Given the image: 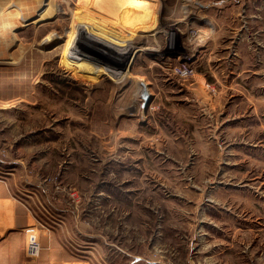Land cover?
Wrapping results in <instances>:
<instances>
[{
    "label": "rangeland",
    "instance_id": "374dc122",
    "mask_svg": "<svg viewBox=\"0 0 264 264\" xmlns=\"http://www.w3.org/2000/svg\"><path fill=\"white\" fill-rule=\"evenodd\" d=\"M79 1L0 0L22 14L0 15V179L27 236L71 264H264V0L108 22Z\"/></svg>",
    "mask_w": 264,
    "mask_h": 264
},
{
    "label": "crops",
    "instance_id": "0c3cea01",
    "mask_svg": "<svg viewBox=\"0 0 264 264\" xmlns=\"http://www.w3.org/2000/svg\"><path fill=\"white\" fill-rule=\"evenodd\" d=\"M11 183L10 179H0V264H71L68 254L63 256L64 247L52 238L53 230H43L41 234L44 239L39 259L27 257L25 229L35 226L37 220L32 210L15 196ZM58 247L61 259L55 255Z\"/></svg>",
    "mask_w": 264,
    "mask_h": 264
},
{
    "label": "bare ground",
    "instance_id": "6f19581e",
    "mask_svg": "<svg viewBox=\"0 0 264 264\" xmlns=\"http://www.w3.org/2000/svg\"><path fill=\"white\" fill-rule=\"evenodd\" d=\"M82 1L83 2H87V3L95 6V8L98 9V12L99 13L100 12H105L104 15L102 13H100L101 14L100 15L101 18L105 22H108L105 19V17H109V13H112V12H121L126 17L128 16V18L131 19V21H132V19H137V20H145V19H148L149 16H153V14H154L153 13V10H155V7L154 6H150L149 5V1L148 0H80L78 2V4H81ZM11 7L8 8V9H6L5 10L6 11L5 13L4 12L2 13L1 10H0V15L1 16L5 14V16H4L5 18L6 17H9V18H6V21H4L3 24H2V28L3 29H5L7 27L6 25L8 24V22H9V24H11L10 20L17 21V20H20L21 17H22L21 16L22 14L20 13L21 7L20 8H11ZM50 7H51V5H50ZM46 10L48 12L46 11V12L42 13L41 15H39L38 17L37 16L33 17V19L35 18L34 21H32V24H34V26H35V24L37 25V24H39V23H41V22L46 21V20L49 19L48 18L49 17L48 15L51 13V9L49 8V9H46ZM73 19L74 20L72 22V25L78 26L77 25V19H76V17L74 15H73ZM24 21H26V20H24ZM42 27H43V24H42ZM76 31L77 30L73 31V33H75ZM53 38H54L53 37V34H50L48 36V38H47L46 41L52 40ZM148 50H150V51H156L155 49H151V48H149ZM30 231L31 232H29L28 233V236H27V241L30 242V238H31L30 235L31 234L35 238L38 239L39 232L38 233H35V229H31Z\"/></svg>",
    "mask_w": 264,
    "mask_h": 264
},
{
    "label": "built area",
    "instance_id": "2783aa9c",
    "mask_svg": "<svg viewBox=\"0 0 264 264\" xmlns=\"http://www.w3.org/2000/svg\"><path fill=\"white\" fill-rule=\"evenodd\" d=\"M31 229H28L26 232L29 233ZM30 242L27 241V251L33 257H38L40 255L41 249L39 245V237L35 238L32 234L30 235Z\"/></svg>",
    "mask_w": 264,
    "mask_h": 264
}]
</instances>
